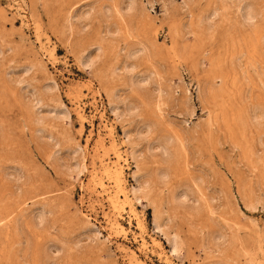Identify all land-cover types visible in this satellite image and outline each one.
Listing matches in <instances>:
<instances>
[{
	"label": "rangeland",
	"instance_id": "1",
	"mask_svg": "<svg viewBox=\"0 0 264 264\" xmlns=\"http://www.w3.org/2000/svg\"><path fill=\"white\" fill-rule=\"evenodd\" d=\"M227 263L264 264V0H0V264Z\"/></svg>",
	"mask_w": 264,
	"mask_h": 264
},
{
	"label": "bare ground",
	"instance_id": "2",
	"mask_svg": "<svg viewBox=\"0 0 264 264\" xmlns=\"http://www.w3.org/2000/svg\"><path fill=\"white\" fill-rule=\"evenodd\" d=\"M245 4V3H244ZM247 5V4H246ZM249 5V4H248ZM253 5V4H252ZM28 6V5H27ZM242 7V6H241ZM252 7V6H251ZM251 7L250 6H247V7H244L243 9H245V13H244V15H246V18L247 19H252V18H255L254 17V12H252V9H251ZM128 11H130V10H133V4L132 3H129L128 4V6H127V8H126ZM243 11V10H242ZM86 15V14H85ZM76 16V15H75ZM88 16V15H87ZM73 17V16H72ZM78 17H80L79 15H78ZM83 17V16H82ZM76 20V19H75ZM28 21V20H27ZM68 23V22H67ZM185 28V27H184ZM188 29V28H187ZM117 30V29H116ZM119 30V29H118ZM192 30V29H191ZM101 47V46H100ZM100 47L99 48H97V50L99 49L100 50ZM145 48L146 47H141V48H139V49H136L135 51H132V52H129L130 53V57L131 58H137L141 53H143L144 51H145ZM96 50V51H97ZM99 53H100V51H97V53H96V55H91V54H89V55H87V56H85L84 57V60H83V62H82V65H83V67L84 68H89V67H91L92 65L94 66V64L96 65V61H98L99 59H100V57H99ZM103 53V52H102ZM51 54V53H50ZM129 57V58H130ZM99 58V59H98ZM135 60V59H134ZM135 63V62H134ZM131 64V63H130ZM92 66V67H93ZM131 68V72L132 71H134V69H135V65L134 64H132V66L130 67ZM129 68V69H130ZM144 75V74H143ZM148 79H149V77H147V76H142V77H139L138 75H134L133 76V79H132V83H133V85L134 86H136V87H138V88H141V90H142V87L145 85V86H147L146 84H147V81H148ZM151 80V79H150ZM146 88V87H145ZM111 89V88H110ZM141 92V91H140ZM110 93V92H109ZM157 93H159V96H160V98H161V95H162V93H164L163 91H161V89L157 92ZM99 94V93H98ZM113 94V93H112ZM141 95H142V93H141ZM153 97V96H152ZM163 98V97H162ZM151 99V98H150ZM117 100V99H116ZM132 100H134L135 101V99H132ZM144 100V99H143ZM122 101V100H121ZM137 101V100H136ZM135 101V102H136ZM145 101V100H144ZM157 101V100H156ZM155 101V102H156ZM159 101V100H158ZM163 101V100H162ZM161 101V102H162ZM135 102H130V104H126L125 105V108L123 109V110H121V107H120V105H119V103H120V101H119V103H117L115 100H113V101H111V106H112V110H113V112L115 113V114H117V115H119V117H124L125 115H127V114H133L134 115V113H137V112H139V109L141 108V105L140 104H137V103H135ZM110 103V102H109ZM126 103V102H125ZM123 104V103H122ZM145 104V103H144ZM147 104H148V102H147ZM153 104V103H152ZM160 104V103H159ZM156 105H158V102H157V104ZM146 106V105H145ZM162 106V105H161ZM143 107V106H142ZM150 107V106H149ZM145 108V107H144ZM157 108H158V106H157ZM159 109V108H158ZM121 110V111H120ZM142 110V109H141ZM54 112H56L57 114L59 113V114H61L62 115V117H66V111H64V110H60V109H54L53 110ZM159 111V110H158ZM142 113V112H141ZM150 113H151V111H150ZM153 113V112H152ZM156 113V112H155ZM56 114V115H57ZM59 114H58V116H59ZM136 116H138L137 114H135ZM53 116H55V115H53ZM57 116V117H58ZM68 117V116H67ZM132 117V116H131ZM141 118V117H140ZM158 118V117H157ZM129 119V118H128ZM133 119V118H132ZM132 119H129V120H132ZM127 120V119H126ZM128 120V121H129ZM144 121V120H143ZM152 120H150V122H151ZM146 122V121H145ZM144 122V123H145ZM149 122V121H148ZM159 122V121H158ZM146 124V123H145ZM154 124V123H153ZM146 126H147V124H146ZM150 126H151V124L150 125H148L147 127L148 128H150ZM139 127V126H138ZM144 127V126H143ZM153 127V126H152ZM146 128V127H145ZM144 128V129H145ZM157 128V127H156ZM137 129V128H136ZM143 129V128H142ZM153 129V128H152ZM111 130V129H110ZM124 130H125V128H124ZM127 130V129H126ZM149 130V129H148ZM140 131V130H139ZM147 131V130H146ZM145 131V132H146ZM136 132H137V130H136ZM141 132V131H140ZM129 132H127L126 131V134L127 135H129L128 134ZM138 133V132H137ZM137 133H135V134H137ZM142 134V133H141ZM146 134H147V132H146ZM138 135V134H137ZM143 135V134H142ZM132 136V135H131ZM154 136V135H153ZM143 137V136H142ZM128 138V137H127ZM155 138V137H154ZM162 138V137H161ZM170 138V137H169ZM146 139V138H145ZM171 139V138H170ZM170 139H168V140H170ZM176 139V138H175ZM179 139V138H178ZM131 140V139H130ZM142 140V139H141ZM154 140V139H153ZM136 141V140H135ZM143 141V140H142ZM167 141V140H166ZM160 142V141H159ZM165 142V141H164ZM130 143V142H129ZM155 143H156V141H155ZM169 143H171L170 141L168 142H166V143H164L163 144V142H162V144L160 145V143L158 144V146H157V148L163 153V156L165 157V155L166 156H171L172 154V152H171V150L172 149H170V145H169ZM175 143V142H174ZM152 144H154V143H152ZM134 145V144H133ZM149 145H150V143H149ZM148 145V146H149ZM160 145V146H159ZM131 146V145H130ZM152 146V145H151ZM150 146V147H151ZM179 146V145H178ZM132 147V146H131ZM154 147V146H153ZM149 148V147H148ZM156 147L154 148V149H157ZM174 148V147H173ZM177 148H179V147H177ZM134 149V148H133ZM151 149V148H150ZM154 149L152 148V150L150 151V153L152 152V151H154ZM179 150V149H178ZM136 151V150H135ZM137 151H138V148H137ZM136 151V152H137ZM156 151V150H155ZM160 151H158V152H160ZM180 151V150H179ZM161 152H160V154H161ZM134 153V152H133ZM136 154V153H135ZM135 154H133L134 156H135ZM142 154V153H141ZM141 154H139V155H141ZM173 154H174V152H173ZM138 155V154H137ZM178 155V154H177ZM132 156V155H131ZM154 156H157V154L156 155H154ZM162 156V155H161ZM173 157L175 156V154L174 155H172ZM171 156V157H172ZM160 157V156H159ZM164 157H162V160L164 159ZM171 157H169L168 158V160L169 159H172ZM135 158H137L136 156H135ZM154 158V157H153ZM152 158V159H153ZM161 158V157H160ZM175 158L176 157H174L173 159L175 160ZM183 158V157H182ZM138 159V158H137ZM145 159V158H144ZM156 159V158H155ZM155 159H153V160H155ZM157 159H158V157H157ZM177 159V158H176ZM160 160V159H159ZM173 160V161H174ZM138 161V160H137ZM142 161V160H141ZM140 160H139V163L141 162ZM157 161V160H156ZM164 161H166L165 159H164ZM172 161V162H173ZM142 163H146V160H145V162H142ZM156 163V162H155ZM163 163H165V162H163ZM167 163V162H166ZM169 163V162H168ZM168 163L166 164V165H163V164H161V166L163 165V166H166L165 168H163V169H161V167H160V172L158 173V175L159 176H161V177H163V178H166V177H168V173H169V171L171 170L170 168H172V166L169 164L168 165ZM138 164V163H137ZM157 164V163H156ZM173 164H175V162H173ZM139 165V164H138ZM138 165H137V167H138ZM141 166V164L139 165V167ZM162 166V167H163ZM177 166V165H176ZM155 167V166H154ZM157 167V166H156ZM174 167V166H173ZM139 169V168H138ZM159 169V168H158ZM116 170V169H115ZM141 170V169H140ZM118 171V170H117ZM142 171H144L143 169H142ZM110 172V171H109ZM120 172H121V170H120ZM137 172H138V170H137ZM155 172V171H154ZM119 173V172H118ZM116 174H117V172H116ZM121 174V173H120ZM137 174V173H136ZM142 176V175H141ZM172 176V175H171ZM117 177L119 178V174L117 175ZM151 180V179H150ZM162 180V179H161ZM157 181V180H156ZM144 182V181H143ZM148 182V180L146 181V183ZM152 182V181H151ZM159 182V181H158ZM142 183V182H141ZM161 183V182H160ZM149 184H150V182H149ZM144 185H145V182H144ZM139 186V185H138ZM155 186V185H154ZM142 188V187H141ZM146 188H147V185H146ZM145 188V189H146ZM152 188V187H151ZM159 188V187H158ZM148 189V188H147ZM155 189V188H154ZM135 190V189H134ZM141 189L140 188H138V189H136L135 191H134V193L135 194H137V192H139ZM153 190V189H152ZM145 191H147V190H145ZM143 192V191H142ZM149 192H151V191H149ZM148 192V193H149ZM180 194H178L174 199L176 200V199H179L181 202H183V205H185V203H186V200H187V194L185 193V191L183 190V192H179ZM150 194V193H149ZM152 194V193H151ZM145 195V194H144ZM147 195V194H146ZM149 196V195H148ZM174 196H175V194H174ZM141 197H143V196H137V200L139 201L140 199H141ZM157 197V196H156ZM145 198V197H144ZM195 199V198H194ZM193 199V200H194ZM126 200V199H125ZM180 201H178V203H181ZM157 202V201H156ZM177 202V201H176ZM189 202V201H188ZM197 201H195V204L197 205V203H196ZM160 203V202H159ZM162 203V202H161ZM190 203H191V201H190ZM157 203H155V205H156ZM188 204V203H187ZM155 205H154V207H155ZM181 205V204H180ZM157 206H159V205H157ZM253 207V206H252ZM154 209V208H153ZM155 211V210H154ZM162 211V210H161ZM41 212H44L43 210L41 211ZM156 213H157V211H155ZM163 212V211H162ZM40 213V212H39ZM165 213H166V211H165ZM41 214V213H40ZM44 214V213H43ZM155 214V213H154ZM161 214V213H160ZM162 214H164V213H162ZM42 215V214H41ZM171 217V216H170ZM169 217V218H170ZM44 218V217H43ZM43 218H41V219H43ZM161 218H163V217H160L159 218V216H158V214H156L155 215V229H157V230H159L160 232H162V233H164L165 234V236L167 237V239L169 240V243H170V246H171V253L172 254H177V253H179L180 252V250L182 249V247H183V241H181L180 239H179V237L177 236V235H175V234H171V236L169 237L168 235L170 234H168L167 233V235H166V233L164 232V230H163V227H164V224L162 225V223H160V221L161 220H159V219H161ZM172 220V219H171ZM163 221H165V220H163ZM168 222H170V221H168ZM172 224V223H171ZM170 224V225H171ZM194 225V224H193ZM167 226V225H166ZM165 226V227H166ZM169 227V226H168ZM171 228H172V226H171ZM96 229V228H95ZM169 229H170V227H169ZM178 230V229H177ZM193 230V229H192ZM191 232V231H190ZM197 232V231H196ZM178 233V232H177ZM195 234V233H194ZM193 234V235H194ZM203 241V240H202ZM230 243V242H229ZM203 244V243H202ZM159 246V245H158ZM223 251H225V250H223ZM221 253V252H220ZM230 258V257H229ZM224 261V260H223ZM227 261H229V260H227ZM226 262V261H225ZM231 262V261H230ZM223 263V262H222ZM228 264V263H227Z\"/></svg>",
	"mask_w": 264,
	"mask_h": 264
}]
</instances>
